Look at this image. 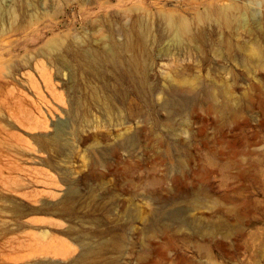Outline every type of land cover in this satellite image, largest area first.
I'll return each instance as SVG.
<instances>
[{"label":"rangeland","instance_id":"374dc122","mask_svg":"<svg viewBox=\"0 0 264 264\" xmlns=\"http://www.w3.org/2000/svg\"><path fill=\"white\" fill-rule=\"evenodd\" d=\"M3 38L0 264H264V0H0Z\"/></svg>","mask_w":264,"mask_h":264},{"label":"bare ground","instance_id":"6f19581e","mask_svg":"<svg viewBox=\"0 0 264 264\" xmlns=\"http://www.w3.org/2000/svg\"><path fill=\"white\" fill-rule=\"evenodd\" d=\"M230 6H225V7H223V10H222V15L225 17V18H227L228 16H229V10H230ZM175 26H176V28H177V32H178V34H181V33H185V32H187V30H188V27H187V24L184 22V21H182V22H180V23H178V24H175ZM10 41H8V40H6L5 38H3V39H0V77L2 76V67L3 66H6V65H8L9 64V62L11 61V60H14L13 58V49L11 48V49H5V46H6V44L7 43H9ZM131 64L132 65H134L135 64V61L134 60H132L131 61ZM6 68V67H5ZM12 81V80H11ZM44 84H45V87H46V89H48L49 91H50V93H51V95H55V92L52 90L53 88H52V85H51V83H50V81L49 80H47L46 78L44 79ZM10 80H5V81H0V93L1 92H3V89H6L7 88V86L9 87L10 86ZM11 87V86H10ZM14 87V86H13ZM16 88V87H15ZM38 91H39V93L41 92L40 91V89L39 88H37V87H35ZM8 91H9V93H11V94H14L15 93V91L13 90V88L12 89H7ZM16 90V89H15ZM36 90V91H37ZM7 91V92H8ZM8 93V94H9ZM18 93H19V95L21 96L22 94H21V90L20 91H18ZM24 93V92H23ZM37 93V92H36ZM10 94V95H11ZM38 95V94H37ZM40 96H42V94H39ZM57 95H55V97H56ZM27 97V96H26ZM2 98H4V97H2ZM46 98V97H45ZM45 98H44V96H43V98L42 99H44L45 100ZM5 99V98H4ZM15 99V98H14ZM6 101V100H5ZM41 102H43V101H41ZM47 103H49L48 102V100H47ZM39 110V109H38ZM42 110V109H41ZM50 110V109H49ZM40 112V111H39ZM42 112V111H41ZM43 113V112H42ZM41 114V113H40ZM43 114H45V113H43ZM42 115V114H41ZM44 116V115H43ZM38 120H39V118H38ZM48 121V120H47ZM43 122V121H42ZM44 123H45V121H44ZM35 124H36V122H35ZM43 125V124H42ZM46 127H47V125H46ZM38 128V127H37ZM41 128H43V127H41ZM4 136V135H3Z\"/></svg>","mask_w":264,"mask_h":264},{"label":"clouds","instance_id":"9594fccd","mask_svg":"<svg viewBox=\"0 0 264 264\" xmlns=\"http://www.w3.org/2000/svg\"><path fill=\"white\" fill-rule=\"evenodd\" d=\"M168 24H169V21H165V25L168 26ZM173 36H174V38H176V34L175 33L173 34Z\"/></svg>","mask_w":264,"mask_h":264}]
</instances>
